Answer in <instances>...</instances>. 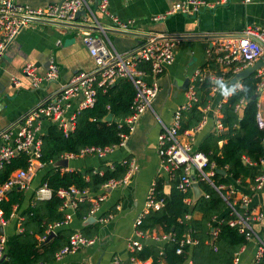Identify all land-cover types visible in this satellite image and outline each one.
<instances>
[{
  "label": "crops",
  "instance_id": "crops-1",
  "mask_svg": "<svg viewBox=\"0 0 264 264\" xmlns=\"http://www.w3.org/2000/svg\"><path fill=\"white\" fill-rule=\"evenodd\" d=\"M15 1L17 3L38 7L46 6L59 0ZM84 1L85 4L80 9L82 12L72 22L81 25H94L99 28L116 29L106 16H102L99 13L95 1ZM181 1L183 0H109V11L122 20L132 21V31L180 36L205 35L209 37L179 40L174 48L173 60L166 65L158 77L159 89L157 96L151 103V108L147 109L141 115L134 131L131 132L124 145L117 146L111 153L104 157H99L95 154H85L68 159L67 167H59L61 171H84L92 168L93 170H98L103 166L113 167L114 163H124L127 165V170L118 179H122L126 175L130 163L134 164L135 169L125 184L109 189L104 187L106 183L104 182L96 194L89 193L87 189L84 191L86 192V196L104 194V199L98 211L93 215L89 214L92 202L88 199L90 203L88 215L84 219L79 220L74 216V211L71 220L62 226L71 227L75 230L74 232H80L83 226L97 223L99 224V233L89 237L95 238V242L92 245L80 247L78 250L64 255L61 259L55 258L49 264H110L114 258L119 261V264H132V259L129 256V252L131 251L128 248L129 240L135 238L139 239L141 243L143 241L148 242L149 240V235H144L141 231L142 236L137 237L136 230H139L135 225L136 219L144 210L149 188L155 185L157 177H164L166 183L164 184L163 191L165 194H168L170 191V184L168 182L170 181L171 174L164 173L161 167V160L157 153L158 136L163 130L164 125L170 126L176 107L185 100V93L189 81L196 71H200L204 78L211 79V77H216V80H222L228 87L240 83L243 79L232 83V77L238 72L235 73L232 70L224 69L215 60L213 55L208 54L207 50L211 48L214 39L210 36L222 34L233 36L245 26H258L264 30V0H201L206 5H203L197 14L190 15L181 11L169 12L173 4ZM208 4H212V6H208ZM159 15H163L164 17L158 20L155 19V16ZM85 32H91L94 36L103 38L111 50L123 56H129L134 53L138 45L146 41V38H136L112 32L106 33L103 30H91L78 26L58 24L46 19L29 20L7 46L0 59V134L8 129H15L27 112L53 99L73 74L93 69L92 57L82 40ZM139 39H141V42H138ZM50 59H54L58 65V78L53 81L41 80L34 86L32 84L33 79L23 72V68L27 64H33L37 73L42 75L47 70ZM209 61L214 62V68L209 66ZM258 69L249 75H256ZM145 70L148 71L149 69ZM228 71H231L233 74L229 78L224 75ZM186 78L189 81L184 90L179 86L182 85ZM214 84L217 90L215 93L209 92L210 100L202 107L203 111V108L208 106L207 110L203 111L202 121L204 120L205 122L202 123L200 121L197 124L202 123L200 128L194 131L192 136L187 137L181 132L194 128L195 126L181 130L180 124L179 133L182 134L180 136L181 140L183 142L190 140L193 149L198 150L199 143L207 134L213 133L219 135L226 131L224 127L221 132H218L215 119L220 117L221 121L222 113L221 110H217V105L222 100H225L227 96L222 95L219 85ZM256 99L258 101L257 111H261L264 116V91L257 94ZM78 100L80 98L73 102L71 111L75 110ZM127 117L122 121L118 120V122L125 125L124 120ZM50 123L54 122L49 120H43L41 122V136L45 133V129ZM120 141L121 136L117 143L110 145H116ZM223 142V140H219L218 144L222 145ZM1 143L2 139L0 137V145ZM59 159L62 158L60 157ZM243 160L244 162L248 161L246 158ZM53 163L51 164L52 167H54ZM259 165L260 173H262L264 169L260 161ZM44 171L45 166L42 163L35 171L28 189L15 187L17 190H22L25 194L23 207L28 206V204L34 205L36 201H42L35 198V190L39 186V181ZM98 172L101 174L102 171ZM222 175L225 176L226 173ZM85 178L88 179V175ZM246 181L248 182L249 180L246 179ZM253 183H249L247 187L241 185L240 181L237 180L231 183L236 191L230 196L231 202L236 204V207H239L243 210V213H247L248 215L262 214L261 219L251 223L253 237L247 239V244L243 245L237 251L235 254L236 258L234 257L236 259L234 260V264H254L258 245L261 242L264 243V184L260 189H252ZM189 189L192 190V186ZM241 194H247L249 197L247 207H243L238 203ZM188 198H190L191 204L192 196ZM7 199L8 192L3 201ZM14 206H16V211L10 217ZM19 208L20 206L15 204L12 206L8 216L4 214L6 224L4 226L0 225V233L4 232L6 240L9 235L20 233L24 230L23 222L25 216L18 212ZM59 209L63 212L64 219L65 211L61 208V205ZM109 214L113 215L112 219L108 222L99 223L97 221L99 216H107ZM193 217L199 218L200 214L194 213ZM19 228L21 229L20 231L18 230ZM213 230L212 228L211 235H213ZM160 233L161 231H159ZM48 235L45 231V239ZM214 235L213 239L215 237ZM162 236L164 235L152 234L153 240L156 241L166 239V236L165 238H162ZM39 237L37 236L38 239ZM45 239L41 240L42 243H45ZM149 263L150 261L147 264Z\"/></svg>",
  "mask_w": 264,
  "mask_h": 264
},
{
  "label": "trees",
  "instance_id": "trees-1",
  "mask_svg": "<svg viewBox=\"0 0 264 264\" xmlns=\"http://www.w3.org/2000/svg\"><path fill=\"white\" fill-rule=\"evenodd\" d=\"M140 63L141 67L148 69L147 64ZM209 64L210 67H215L213 61H209ZM224 75L229 78L233 74L228 71ZM257 80L254 74L243 78L240 81L241 88L221 101V123L226 131L219 135L209 133L198 145V150L208 155L215 168H222L226 172L225 176L214 172L211 180L215 186L228 185L237 180L247 187L261 172L259 161L264 156V126L260 128L257 124L258 101L251 99L256 92ZM194 84L198 99L184 112L181 130L196 126L202 120V107L210 100L211 80L196 79ZM134 95L132 82L120 78L105 91L96 87L94 104L76 113L73 130L65 133L55 123L46 127L41 136L40 155L45 171L39 185L46 183L52 189L53 195L49 199L23 207V191L12 188L8 192V199L2 203L4 214L8 216L12 206L18 204V212L25 216L24 230L7 237L6 257L0 264L51 263L55 254L68 243L70 235L75 231L71 227L62 226L48 242L42 243L37 238L45 235L50 223L63 220V212L59 209L62 201L56 196V191L59 188L74 186L81 192L87 189L89 193L96 194L104 182L121 178L126 172L127 165L124 163L84 171H61V168L52 167L51 164L66 153H79L80 149L86 146L104 147L117 143L120 133L128 131V127L120 124L118 120L122 121L131 114ZM241 99L244 102L240 109L236 110L235 106ZM109 113L112 118L103 121ZM219 140L224 141L222 145L218 144ZM244 158L248 161L244 162ZM25 166L26 155L17 154L0 168V184L7 180L14 169ZM207 169L208 167L205 170ZM98 171H102L101 174ZM181 172L182 169L178 168L170 175L168 194L163 191L166 179L156 178L154 198L162 199L163 205L157 210H149L142 216L136 228L144 235H149V240L143 241L140 250L130 251V258L139 262L150 261L149 264H234L235 254L247 244L246 233L240 232L237 226L229 225L235 214L221 194L207 181L197 177L204 195L194 204L187 203L185 199L192 196V190L183 192L177 187ZM86 175L88 179L85 178ZM220 191L224 195L226 190ZM89 209L88 197L83 198L79 201L74 216L82 220L88 215ZM236 210L243 211L239 207H236ZM194 213L200 214V217H193ZM212 228L216 231L213 240ZM80 232L88 238L95 236L99 233V224H87ZM152 234H163L166 239L153 240ZM186 237L194 241V244L186 243ZM178 248L181 249L180 252H177ZM255 264H264V251Z\"/></svg>",
  "mask_w": 264,
  "mask_h": 264
},
{
  "label": "built area",
  "instance_id": "built-area-1",
  "mask_svg": "<svg viewBox=\"0 0 264 264\" xmlns=\"http://www.w3.org/2000/svg\"><path fill=\"white\" fill-rule=\"evenodd\" d=\"M97 3V8L102 16H106L111 24L116 29L132 30V21L122 20L117 15L109 11V0H93ZM249 1V0H247ZM84 0H59L58 2L47 4L46 6H30L28 4L17 3L15 0H0V59L4 54L7 46L13 41L16 35L28 22V18H39L53 21L72 22L77 12L84 6ZM206 5L201 0H183L172 5L169 12L181 11L185 14H197L201 7ZM212 6V4H208ZM163 15L155 16V19L163 18ZM158 36H167L166 34H156ZM148 38L145 42L138 45L134 53L129 56H123L108 46L103 38L94 36L91 32H85L82 37L83 44L87 48L92 57L94 67L90 71H80L73 74L66 85L59 93L50 101L36 106L24 116L19 125L13 129H8L0 134L2 143L0 145V168H2L9 160L19 153L26 155V166L15 169L2 184H0V225L6 224L4 211L1 206L7 192L12 188L28 189L31 180L38 167L42 165L40 162L41 155V122L49 120L57 124L65 133L73 130L75 124L76 113L85 107H91L95 101L96 87L102 88L104 91L108 89L114 82L120 78L128 79L132 82L135 88V95L132 102V112L124 120L128 127L127 133H122L121 141L116 145L110 146H86L80 149L79 153H66L61 158L73 159L85 154H95L99 157H104L111 153L117 146L124 145L131 132L134 131L141 115L149 108L151 103L157 96L159 85L158 77L163 69L174 58V48L178 44L179 39L173 38ZM209 55H213L215 60L220 63L224 69L232 70L237 73L244 67L251 65L264 54V30L258 26H245L236 35H226L221 38H214L211 48L208 50ZM148 65V71L141 67V63ZM23 72L33 79L32 84L35 86L41 80L53 81L58 78L59 68L54 59L49 60L48 68L44 74L39 75L33 64H27L23 68ZM148 77V78H147ZM258 79L256 83V93L260 94L264 91V64L261 66L255 75ZM204 76L200 71H196L189 81L185 93V100L179 104L173 114L170 126H163V130L158 136V155L161 160V167L166 174H172L175 169L181 168L182 172L178 177L177 187L183 192L187 191L194 182L191 178L193 174L195 181L205 180L221 194L228 203L235 217L229 221V225L237 226L240 232L246 233V238L253 237L251 223L261 219L262 214L248 215L247 213L236 210V204L231 202L230 196L234 194L235 189L232 184L215 186L212 183L211 177L216 170L214 163L209 161L208 155L203 151L193 149L191 141L183 142L180 138L182 134L192 136L193 132L200 128L202 123L179 133L180 124L184 112L197 101L198 97L195 91L196 79L202 80ZM211 91L215 93L217 88L214 84L216 77H211ZM237 89L241 88L240 83H236ZM74 111H71L72 104L79 99ZM243 99L235 106V109H240ZM206 106L203 111L207 110ZM221 103L217 105L219 111ZM203 119V118H202ZM256 121L260 128L264 126V116L261 111L256 113ZM216 129L221 132L224 127L220 121V117L215 119ZM180 134V135H179ZM260 163L264 169V156L260 159ZM208 167L207 170H205ZM135 169L133 163L126 175L122 179H109L105 184V188H114L125 184ZM264 184V171L255 177L252 189H260ZM221 189H225V194L221 193ZM62 203L61 208L65 211L64 219L49 224L46 230L47 234L55 233L62 225L67 223L72 218V214L76 210L79 201L85 196L92 202L89 214L93 215L98 211L99 206L104 199V194L96 196H86V192H81L74 186L68 188H59L56 191ZM53 195L52 189L43 183L35 190V198L37 200L49 199ZM190 203V198L185 199ZM249 197L247 194H241L238 199L239 205L247 207ZM163 205V200L154 198V185L149 188L145 207L143 212L135 221L137 226L140 223L142 216L149 210H157ZM16 206L13 207L10 217L14 215ZM113 214L107 216H99V223L108 222L112 219ZM21 230L20 228L18 229ZM137 237L142 236L140 231L136 230ZM213 235L216 231H212ZM165 238V235L162 236ZM45 239V236L39 237V240ZM260 241V240H259ZM95 238H87L80 232H74L70 235L68 243L63 246L56 254V259H61L64 255L78 250L80 247L92 245ZM188 244H193L189 237L185 240ZM142 243L139 239H131L128 242V248L140 250ZM181 249L178 248L177 252ZM264 251V243L258 245L256 251L257 259ZM6 253V235L0 233V262ZM236 256V255H235ZM236 258V257H235ZM234 258V260H236ZM146 262L133 261L132 264H147ZM41 264V263H39ZM110 264H119V261L114 258ZM190 264V262H188Z\"/></svg>",
  "mask_w": 264,
  "mask_h": 264
},
{
  "label": "water",
  "instance_id": "water-1",
  "mask_svg": "<svg viewBox=\"0 0 264 264\" xmlns=\"http://www.w3.org/2000/svg\"><path fill=\"white\" fill-rule=\"evenodd\" d=\"M82 11L79 10L76 14V17H78V15L81 13ZM29 20H40L39 18H28ZM45 20V19H42ZM50 21V20H48ZM51 22H55L58 24H64V25H69V26H78V27H83V28H87V29H91V30H103L106 33H116V34H120V35H127V36H133L136 38H155L156 34H149V33H142V32H136V31H132V30H121V29H109V28H99L98 26H94V25H81V24H75L74 22H63V21H53L51 20ZM226 35H211V38H221L224 37ZM209 36H205V35H193V36H180V35H167V36H158L156 37V39H161V38H173V39H202V38H206ZM138 42H141V39L138 40ZM264 64V56H261L260 59L256 62H254V64L252 65H248L246 67H244L242 70H240L234 77H232L231 82L232 83H236L239 79L244 78L245 76L251 74L252 72H254L256 69H258L261 65ZM189 79L186 78L184 80V82L182 83L181 86H179L182 89H186V86L188 84ZM257 98V93H255L251 99L255 100ZM112 118V114L109 113L107 114L104 118L103 121H109ZM68 165V160L66 158H62L59 159L57 161H55L53 163L54 167H67ZM218 173L221 174H225V170L220 169V168H216L215 170ZM191 178L194 180V182L192 183V204H194L201 196L204 195L203 190L200 188L199 182L195 181V176L192 174ZM89 219H93V218H89ZM1 230V228H0ZM55 235V233L51 232L47 238L45 239V242H48L53 236ZM211 240H213V235H211ZM6 257V254L3 256V259Z\"/></svg>",
  "mask_w": 264,
  "mask_h": 264
},
{
  "label": "clouds",
  "instance_id": "clouds-1",
  "mask_svg": "<svg viewBox=\"0 0 264 264\" xmlns=\"http://www.w3.org/2000/svg\"><path fill=\"white\" fill-rule=\"evenodd\" d=\"M217 85H219L221 94L224 96H230L237 91V86L228 87L224 84V82L220 79L214 81Z\"/></svg>",
  "mask_w": 264,
  "mask_h": 264
}]
</instances>
